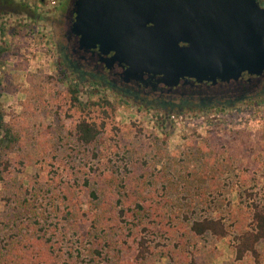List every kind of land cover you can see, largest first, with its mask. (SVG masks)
Masks as SVG:
<instances>
[{"label":"trees","instance_id":"obj_1","mask_svg":"<svg viewBox=\"0 0 264 264\" xmlns=\"http://www.w3.org/2000/svg\"><path fill=\"white\" fill-rule=\"evenodd\" d=\"M56 68L55 75L34 79L28 106L30 116L50 121L36 125L35 118L15 116L4 123L0 110V264H206L213 252L202 249L206 237L230 238L225 264H262L264 129L253 142L224 139L221 122L209 120V134L188 135L169 153L164 139L142 136L140 128L133 139L125 137L112 118L115 100L83 99ZM36 164L42 177L25 185L15 179L14 170ZM190 172L203 190H234L249 211L247 222L184 215L182 235L183 223L171 212L198 205L168 206L157 197V184L169 175L168 184L185 191ZM216 174L224 178L220 185L213 183Z\"/></svg>","mask_w":264,"mask_h":264},{"label":"water","instance_id":"obj_2","mask_svg":"<svg viewBox=\"0 0 264 264\" xmlns=\"http://www.w3.org/2000/svg\"><path fill=\"white\" fill-rule=\"evenodd\" d=\"M242 7L235 0H81L73 30L92 46L96 32H110L99 50L127 64L125 76L236 80L264 68V10Z\"/></svg>","mask_w":264,"mask_h":264},{"label":"rangeland","instance_id":"obj_3","mask_svg":"<svg viewBox=\"0 0 264 264\" xmlns=\"http://www.w3.org/2000/svg\"><path fill=\"white\" fill-rule=\"evenodd\" d=\"M0 17L3 22L1 25L3 29L0 30V110L3 112V122L8 123L15 116H22L26 117L27 121L35 118L36 125L46 123L51 120L50 117L30 116L28 108L30 96L33 94L32 82L34 79L38 76L55 75L57 70L54 61V49L45 32L46 25L40 21L29 22L27 16L11 17L9 15H0ZM17 20L20 22L15 24ZM36 25L38 29L34 27ZM80 95L83 99H94L99 96L87 92H83ZM107 97L113 100L112 96ZM256 104H258L257 107L252 110L248 109L250 108L249 106L243 105V108L236 106L233 109L228 108L220 111L180 113L170 118V122L166 123L162 117V112H152L151 110H143L130 105H119L116 103L112 118L114 123L122 127V133L125 137H132L133 139L135 137H133V131L136 128H140L142 136L147 134V137L164 139L166 141V151L173 153L177 146L184 143L185 137L188 135H200L202 137L209 134L212 129L210 121L215 122L216 120L221 122L218 134L221 133L222 138L231 139L232 136L237 135L239 137H247L252 142L255 141L258 138V132L264 129V98L260 99ZM41 130L37 128V134H40ZM1 134L2 130L0 129ZM38 153L49 159L46 152L42 151L41 148H39ZM36 157L40 158L39 155H36ZM43 164L44 161H42ZM157 167H159V164H157L156 169H158ZM43 175L44 170L38 167V164L14 170L15 179L23 185L29 179L37 180V177L39 178ZM169 179V175L161 177V182L157 186L162 191L158 192L157 197H161L164 203L175 208L180 204H184L182 207H186L189 204L198 205L197 210L194 211L195 213L178 211L177 217L176 212H171L173 219H179L183 223V226L178 227L182 228V235L186 231L184 215L192 217L204 214H220L224 217L226 223H232L234 218H237L241 224L247 222L249 211L245 207L244 202L235 198L234 190H221L220 188L211 192L203 190L204 183L199 182L197 177L192 175V172L184 176L186 182L183 186L187 189L185 191L171 187L168 184ZM222 181H224V178L216 174V179L213 180V183L220 185ZM261 182L264 184V173L261 176ZM181 183L182 181L180 180L178 185H181ZM208 203H210L209 206H207ZM1 204L0 194V207ZM89 206L87 202H84L83 207L85 209H89ZM232 213L233 216H231ZM229 241L230 238L228 237L218 241L211 237L201 238L199 242L203 244L202 249L206 250L208 248L211 250L212 248L213 251L206 257V264L227 263L231 256ZM162 261L165 262V259ZM262 264H264V256Z\"/></svg>","mask_w":264,"mask_h":264},{"label":"flooded vegetation","instance_id":"obj_4","mask_svg":"<svg viewBox=\"0 0 264 264\" xmlns=\"http://www.w3.org/2000/svg\"><path fill=\"white\" fill-rule=\"evenodd\" d=\"M80 1L0 0V15L27 16L29 22L40 21L46 25L45 32L54 49V61L68 79L75 81L80 94L87 92L112 96L119 105L162 112L166 123L180 113L220 111L236 106L243 108V105L252 110L264 98V68L256 75L242 72L236 80L215 78L214 82L211 79L196 80L193 76H184L165 83L161 74L151 73L136 77L125 76L123 72L127 64L112 59V51L102 53L99 50L100 43H104V39L112 35L110 32H96L92 46L81 39L80 33L73 30ZM235 2L244 6L241 11L246 9L250 13L252 6L264 10V0ZM18 22L20 21H15V24ZM2 23L0 17V30L3 29ZM210 25L209 18L204 26L208 29ZM34 27L38 29L37 25ZM205 35L210 39L209 32ZM262 42L264 44V35ZM178 45L187 43L179 41Z\"/></svg>","mask_w":264,"mask_h":264}]
</instances>
